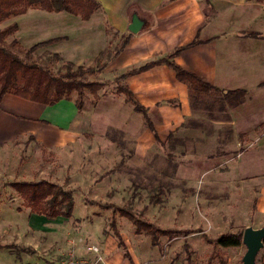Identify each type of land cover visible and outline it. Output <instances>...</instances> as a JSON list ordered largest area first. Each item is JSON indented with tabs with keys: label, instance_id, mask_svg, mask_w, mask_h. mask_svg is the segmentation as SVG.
<instances>
[{
	"label": "rangeland",
	"instance_id": "obj_1",
	"mask_svg": "<svg viewBox=\"0 0 264 264\" xmlns=\"http://www.w3.org/2000/svg\"><path fill=\"white\" fill-rule=\"evenodd\" d=\"M37 10L28 9L25 15L0 24V28L13 22L20 25V33L18 28L15 34L21 46L20 56L37 41L33 36V20L39 19ZM108 34L111 45L99 62L109 58L120 44L118 35L110 31ZM50 54L48 48L40 49L31 60L42 66L52 64L57 72L63 61H47ZM100 74L86 76L85 80L105 83ZM105 85L94 96L86 90L83 101L93 103L116 95L113 80ZM77 97V93H72L69 100ZM216 100L207 96L202 104ZM227 110L229 122L225 113L217 109H212V117L197 109L194 119L202 127H178L170 132L163 147L155 144L138 162L133 161V155L135 136L144 129L142 124L132 131L131 137L123 128H109L105 136L115 145L112 150L102 148L91 135L53 149H45L29 136L15 140L10 152L0 155V264L49 263L64 255L83 256L87 247H96L104 264H128L112 232V219L134 264H242L246 251L242 243L222 248L207 241L220 234L243 232L246 227H264V213L259 214L254 207L257 193L240 188L231 172L232 160L243 148L235 147L234 137L226 132L228 123L232 127V109ZM263 129L264 123L259 130ZM221 152L227 155H218ZM121 160L122 171L105 176ZM41 180L73 192L70 219L47 220L31 214L11 187L13 181ZM159 191L157 202L150 203V197ZM121 208L161 229L180 233L161 237L160 245L155 247L118 214L116 210ZM184 230L200 232L185 235L181 232ZM256 262L264 264V246Z\"/></svg>",
	"mask_w": 264,
	"mask_h": 264
},
{
	"label": "crops",
	"instance_id": "obj_2",
	"mask_svg": "<svg viewBox=\"0 0 264 264\" xmlns=\"http://www.w3.org/2000/svg\"><path fill=\"white\" fill-rule=\"evenodd\" d=\"M96 2L99 11L86 21L66 12L37 10L39 19L33 20L35 43L59 38L47 48L62 60L84 67L106 63L100 76L107 83L128 69L165 57L198 40L199 44L182 50L173 61L223 93L244 90L238 104H225L226 109H232L235 147L243 148L232 160L231 172L240 188L257 193L254 207L259 214L264 213V129L259 130L264 123V1ZM134 21L138 23L137 31L131 32ZM18 28L20 33V25ZM109 31L119 39L129 33L132 36L115 57L99 62L111 45ZM249 33L258 36L251 37ZM121 83L147 109L161 142L192 117L187 86L177 81L173 69L165 64L126 76ZM141 124V116L118 94L101 97L95 104L85 100L80 111L75 101L69 99L44 106L6 94L0 101V155H7L13 142L26 136L45 149H53L91 135L102 148L112 150L115 145L105 136L109 128H123L131 137ZM246 137L252 139L247 142ZM135 140L133 161L138 162L155 146V138L144 127Z\"/></svg>",
	"mask_w": 264,
	"mask_h": 264
},
{
	"label": "trees",
	"instance_id": "obj_3",
	"mask_svg": "<svg viewBox=\"0 0 264 264\" xmlns=\"http://www.w3.org/2000/svg\"><path fill=\"white\" fill-rule=\"evenodd\" d=\"M264 0H256L260 3ZM28 9H39L46 12H66L75 16H79L81 20L86 21L90 16L99 11L100 6L96 0H0V24L26 13ZM18 30L16 22L0 28V101L4 95L10 94L22 98L24 100L38 103L44 106H52L62 100L70 98L72 93H77L78 97L75 100L77 111H80L83 106V99L85 91L88 90L93 96L104 88L105 83L100 81H86V76H95L100 74L106 67V63H98L95 66H77L62 60L59 54L51 53L47 61L52 59L58 62L63 61V64L57 72L53 70L52 64L41 65L31 60L34 53L40 49L47 48L54 42L60 40L59 38L48 39L37 42L29 48L21 52V46L18 43L15 34ZM132 34L121 35L119 39V46L113 49L112 54L108 57H115L122 48L127 44ZM248 36L257 37L256 33H249ZM10 41L7 42V40ZM195 40L183 47H179L172 51L165 57L148 61L138 67L128 69L124 73L114 78L116 85L115 93L123 96V102L127 104L133 112L139 114L143 120V125L150 130L155 138V144L164 146L154 130L153 124L148 116L147 109L142 106L133 96L132 92L127 86L121 83V80L126 76L134 75L147 71L157 65L165 64L175 72L177 81L184 83L189 92V99L191 103L192 117L183 123V128L196 129L202 127L199 121L194 119V109L196 105L202 106V109L210 116H213L212 109H217L219 113H225L226 122L230 121L229 112L225 104L233 106L238 104L244 96V90L223 91L215 86L201 80L192 72L186 71L178 66L173 58L182 50L190 48L199 44ZM207 96L216 97V103L202 104ZM95 104L96 101L94 100ZM216 105V107H214ZM188 122V123H187ZM226 132L233 136V129L228 123ZM218 155H227L226 152H221ZM130 158V155H128ZM124 161L121 160L117 166L105 174L108 176L113 172L122 171ZM11 187L22 199L23 205L30 210V213L39 217H44L47 220H55L57 218L70 219L74 211V196L71 190L64 189L62 186L52 182L41 180L38 182L28 181H13ZM154 194L150 197V203H155L158 200V195ZM121 217L127 218L134 226L136 234H142L150 239L151 245L157 247L160 245L161 237H173V234H178L180 231H173L171 229H161L149 220H142L137 215L130 211L121 208L116 210ZM114 237L117 240V246L122 250L123 257L134 264L131 256L122 241L120 234L116 228L114 220L110 223ZM185 235L200 232V230L189 231L184 230ZM243 232L224 233L220 234L214 240L207 239L209 243L214 246L227 248L237 247L241 244ZM62 257V256H60ZM59 257V258H60ZM220 264H225L221 261Z\"/></svg>",
	"mask_w": 264,
	"mask_h": 264
},
{
	"label": "water",
	"instance_id": "obj_4",
	"mask_svg": "<svg viewBox=\"0 0 264 264\" xmlns=\"http://www.w3.org/2000/svg\"><path fill=\"white\" fill-rule=\"evenodd\" d=\"M137 24V21H134L130 27L131 32L137 31ZM241 243L246 248L242 257V264H257L256 257L264 246V227L259 229L246 227L242 233Z\"/></svg>",
	"mask_w": 264,
	"mask_h": 264
},
{
	"label": "built area",
	"instance_id": "obj_5",
	"mask_svg": "<svg viewBox=\"0 0 264 264\" xmlns=\"http://www.w3.org/2000/svg\"><path fill=\"white\" fill-rule=\"evenodd\" d=\"M42 264H104V262L96 247H87L83 256L69 254Z\"/></svg>",
	"mask_w": 264,
	"mask_h": 264
}]
</instances>
